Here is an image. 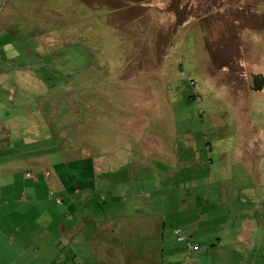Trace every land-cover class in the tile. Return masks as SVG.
<instances>
[{
  "label": "rangeland",
  "instance_id": "rangeland-1",
  "mask_svg": "<svg viewBox=\"0 0 264 264\" xmlns=\"http://www.w3.org/2000/svg\"><path fill=\"white\" fill-rule=\"evenodd\" d=\"M90 1L0 0V264H264V0Z\"/></svg>",
  "mask_w": 264,
  "mask_h": 264
},
{
  "label": "trees",
  "instance_id": "trees-1",
  "mask_svg": "<svg viewBox=\"0 0 264 264\" xmlns=\"http://www.w3.org/2000/svg\"><path fill=\"white\" fill-rule=\"evenodd\" d=\"M79 1H84V2H86V3H89V4H91V5H94V2H91L90 0H79ZM112 1L113 0H101V2L102 3H98V5H105V4H107V5H110V4H112ZM138 1H140V0H134V4H131V5H129V7L127 8V12H126V14H124V15H120L119 14V12L118 11H116V10H114L112 13H114L113 15H112V17H111V19L112 20H115V21H118L117 23L114 21V23L117 25V26H119L120 25V23H119V18H117V16H121V17H123V18H125V21H128V19L130 20V21H128L125 25H122L121 27L125 30V36H124V38L125 39H127V38H132V37H135V40H136V37L140 34V33H142V35H143V26H142V24H140V26L138 25V20H139V17H140V15L142 14V12L140 13V11L141 10H143L144 8H145V6L147 7L148 5H144V4H141L140 2H138ZM99 2V1H98ZM173 3V2H172ZM175 3V2H174ZM173 3V4H174ZM121 4V3H120ZM122 14H123V12H122ZM176 15V14H175ZM183 17H181V18H179L178 20H179V24L180 23H184V19H182ZM190 24L191 23H187V24H185L183 27L181 26V27H179L178 29H177V32L178 33H172V38H170V41H172L173 42V40H175L176 39V37H178L179 36V34H180V32L183 30H186L189 26H190ZM240 24V23H239ZM145 34L143 35L144 36V38H145V40H150V38H149V34L147 33V32H144ZM164 35H162L161 37H163ZM127 37V38H126ZM152 40V39H151ZM169 40V38H166L165 39V36H164V39H163V42H165V41H168ZM153 42H154V44H147V42H146V44H147V46H153V47H155L156 48V52H159V50H157V49H162L163 48V46H164V44H168V43H163L162 41H159V39L158 38H156V39H153ZM145 44V43H144ZM112 45H113V49H114V53L116 52V50H115V48H116V44H114V43H112ZM164 50V49H163ZM98 53H100L102 56H104V57H106L102 52H104V53H106L104 50H103V48L102 47H99L98 48V50H96ZM126 51V50H125ZM164 51H162V53H160V57L162 58V54H164L163 53ZM166 52V51H165ZM160 57L157 59V61H159L160 60ZM135 60V59H134ZM136 61V60H135ZM92 62L93 63H95V64H92ZM91 62V64H87L86 66H84V67H82V68H80L79 69V74H78V77L80 78L79 80H78V85H79V88H80V94L78 95V97H79V101H81V100H86V99H89V100H91V98H93V96H97V97H100L101 95H98V94H100L99 92H97V91H100V90H102L101 88H102V86H103V82L105 81V80H107V73H106V75H105V73L104 72H102V71H105V70H103V66H104V64H103V60L101 59V58H97L96 57V59H93V61ZM136 62H138V59H137V61ZM139 63H141V64H144L143 63V61H142V59L140 58V60H139V62H138V64ZM110 69H111V71H112V68H111V66H110ZM106 72V71H105ZM253 83V84H252ZM54 85V84H53ZM66 86H71V84H68V85H66ZM249 89H251V90H253V91H261V90H263L264 89V74L263 73H258V74H254L253 76H252V81H251V86H249ZM252 91V92H253ZM253 96H249V99H251ZM99 102V100L97 99V100H94L93 101V104L94 105H92L91 103H88L87 102V104L88 105H90V108H92L93 106H95V104L96 103H98ZM250 102V101H249ZM251 104V103H250ZM69 109H70V111L71 112H74V115L76 116V117H80L81 116V112H83L85 115H86V117L88 118L89 117V115H88V112H86V111H84V110H82L81 108H80V110L77 108V107H75L74 109H73V107L72 106H69ZM57 109H56V106H53V111H56ZM90 132H92V131H90ZM85 156H88V154L86 153L85 154ZM31 157V156H30ZM87 167V166H86ZM93 173H94V169H84L83 170V174H87L88 175V177H89V179H90V181H91V178L92 177H94V175H93ZM48 174H49V172H48ZM25 176L26 177H29L30 176V174L29 173H26L25 174ZM59 202L60 203H63L64 202V200L62 199V198H60L59 199ZM262 209H264V207L262 208ZM69 215H71V214H69ZM177 234H179L180 232H181V230L180 229H176V231H175ZM178 238H179V240L180 241H183V240H185V239H188V240H190L189 241V243H188V245H189V247L191 248V249H194L193 248V242H192V240L190 239V238H187V237H183V236H180V235H178ZM191 249H190V251H191ZM190 251H189V253H190ZM73 262L72 263H74V261L76 262V260L75 259H73L72 260Z\"/></svg>",
  "mask_w": 264,
  "mask_h": 264
},
{
  "label": "crops",
  "instance_id": "crops-1",
  "mask_svg": "<svg viewBox=\"0 0 264 264\" xmlns=\"http://www.w3.org/2000/svg\"><path fill=\"white\" fill-rule=\"evenodd\" d=\"M9 239V241H6V243H5V241L0 237V245L1 244H5V246L8 248V249H10L11 250V253L13 252V253H16L15 251H12L13 249H14V243H15V240L14 239H12L11 237H9L8 238ZM23 252V250L22 251H20L19 253H21V254H23V255H26V254H24V253H22ZM8 254H10V252H8ZM16 254H18V253H16ZM5 256V255H4Z\"/></svg>",
  "mask_w": 264,
  "mask_h": 264
}]
</instances>
